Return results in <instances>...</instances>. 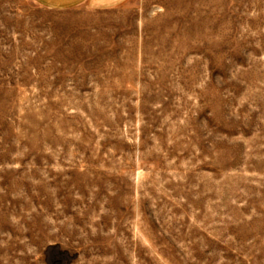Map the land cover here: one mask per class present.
I'll use <instances>...</instances> for the list:
<instances>
[{"label": "rangeland", "instance_id": "374dc122", "mask_svg": "<svg viewBox=\"0 0 264 264\" xmlns=\"http://www.w3.org/2000/svg\"><path fill=\"white\" fill-rule=\"evenodd\" d=\"M0 264H264V0H0Z\"/></svg>", "mask_w": 264, "mask_h": 264}, {"label": "crops", "instance_id": "0c3cea01", "mask_svg": "<svg viewBox=\"0 0 264 264\" xmlns=\"http://www.w3.org/2000/svg\"><path fill=\"white\" fill-rule=\"evenodd\" d=\"M40 7L50 10H68L78 6L91 9L114 8L127 0H33Z\"/></svg>", "mask_w": 264, "mask_h": 264}]
</instances>
